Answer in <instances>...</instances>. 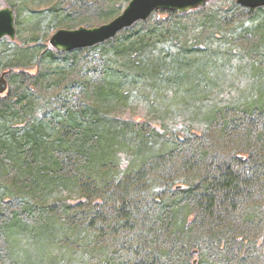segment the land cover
Masks as SVG:
<instances>
[{"label":"rangeland","instance_id":"obj_1","mask_svg":"<svg viewBox=\"0 0 264 264\" xmlns=\"http://www.w3.org/2000/svg\"><path fill=\"white\" fill-rule=\"evenodd\" d=\"M115 1L0 0V9H13L16 27L14 40H0V78L4 76L7 85L0 93V109L8 104L12 114L5 133L13 130L20 138L34 125L59 128L70 111L88 113L87 122L97 104L95 90L118 74L124 78L123 98L103 115L126 131L132 147L116 150L114 165L104 168L111 183L98 198L81 193L87 170L81 181L75 179L85 170L84 160L57 153L63 179L47 189L24 175L6 151L0 152V264H40L34 255L42 264H264V182L251 203L254 222H246L252 210H241L231 224L205 229L198 226L194 203L185 199L189 214L182 238L166 230L171 218L164 216L178 187L200 184L216 166L242 156L264 157V113L251 105L264 94V11L250 14L236 0H212L204 10L166 23L153 14L114 42L71 52L51 45L59 29L111 21L128 4ZM114 8L120 10L113 14ZM18 51L25 53L26 64L10 71L7 64L16 61ZM130 59L134 67L144 64L148 71L138 75ZM180 64L197 75L188 80L187 71L177 72ZM153 69L156 72L149 73ZM142 141L155 149L182 145L167 170L148 161L139 171L132 165L145 152L134 151ZM247 165L249 175L252 166ZM129 184L136 209L144 213L139 221L132 213L134 202L120 201ZM91 207L97 219L108 218L111 228L104 227L99 238L88 229ZM125 213L131 215L128 221ZM50 222L56 224L54 240L44 239L43 245L42 239H32L34 231ZM95 224L100 227L101 222ZM16 229L22 232L14 241L11 233Z\"/></svg>","mask_w":264,"mask_h":264},{"label":"trees","instance_id":"obj_2","mask_svg":"<svg viewBox=\"0 0 264 264\" xmlns=\"http://www.w3.org/2000/svg\"><path fill=\"white\" fill-rule=\"evenodd\" d=\"M116 1L119 2V0ZM125 1H127V3L130 2V0ZM204 8L205 7L201 9L204 10ZM119 10L120 8H114L111 13L116 14ZM198 10H193L187 14L164 11H158L154 14L157 15L158 22L165 21L163 23H166L170 18H184ZM248 11L251 14L253 11H264V8L254 10L249 9ZM162 14H165V16L161 19L160 15ZM149 20L150 19L138 22L136 25L146 23ZM262 27H264V24ZM256 29L259 28L256 27ZM132 30L133 26L120 33L125 34L127 31L130 32ZM118 35L114 39H116ZM261 36L263 37L264 34H261ZM114 39L109 41L114 42ZM141 39L145 41L146 37L143 36ZM263 40L264 39H261L260 42ZM50 55L51 57H55L52 53H50ZM128 63L138 75L144 74L146 70L148 71L147 68H144V64L134 67L135 62L131 59ZM21 64H26V55L23 51H18L16 54V61L11 60L7 65L11 68L10 71H14L15 67H21ZM141 68H143V72H139ZM187 69L188 68L184 67L183 64H180L178 68L180 71L177 72L184 75L185 71H187L186 78L188 77V80L191 81V79L194 78L193 75L196 76L197 72L188 71ZM200 70H202V68ZM153 71L155 70H149V73H153ZM197 71H199V69ZM123 81L124 78L117 74V76L113 77L108 84L102 85L95 90L94 93L97 104L94 106L93 110H91V115L87 122H85V117L86 114L89 115L88 113L84 112V115H78L75 112L70 111L65 115L62 121H59V128L51 127L50 129H44L41 125H34L20 138L14 134L13 130H9V134L5 133L8 132L6 129L9 128L8 124L12 116V114H10L11 112L8 111V104H5L4 108L0 109V152L6 151L9 156L11 155L14 158V161L20 166L24 175L26 173L31 175L34 180L33 183L38 186L41 185L46 187L47 189L52 188V182H58L60 179H63L62 172L64 166L59 156H61V154L69 153L79 162L84 160L86 165L85 170L80 169L79 174H76L75 176L76 181H81V176L85 174V171L87 170L85 176L87 177L88 182H85L83 186H80L81 193L87 195L89 198H98L99 196L97 195H104V189L111 183L110 180L105 177L107 172L104 171V168L114 165L113 158H115L116 150L118 148H132L126 138V131L103 115L104 111L106 112L108 108L114 104L115 100L120 101L123 98ZM251 105L253 110H260L264 113V94H262L259 99L254 101ZM249 133L246 136L248 138L251 136ZM54 134H56V137H53ZM262 135L264 134L260 135V140H262ZM14 139H16V141ZM17 143L22 147L20 148ZM25 144L29 145L30 148L28 149V146L24 147ZM180 145H182V143L177 142L165 144L162 147L155 149L147 146V143L144 141L138 142L134 151L139 149L140 151L144 150L145 152L137 157L141 160L136 164L134 161L132 167L135 170L141 171V166L145 165L143 162L147 163L148 161H154L152 162L154 164L153 167H158L165 171L167 170L166 167H168L172 161L171 158H173V161L177 159L176 155L180 149ZM27 156H29V161L26 160ZM33 162H36L37 164L35 165ZM38 163L42 166L38 165ZM247 164L252 166V173L249 175V170H245L248 166ZM108 171L110 170L108 169ZM133 177H135L134 174ZM262 182H264V157L259 156V153L256 157L249 155L248 158H245V156H242L240 159H237V161L225 162L223 165H220V167L216 166L214 173L210 177L201 180L200 184L178 187L180 191H176L177 193L175 194L174 199L171 200V210L169 209L167 214L164 215L171 218L168 222L169 227H167L166 230L168 229L169 232L178 235V237L181 236L184 238L187 215L189 214L187 209L188 206L184 203L185 199L194 203L199 215L198 219L200 225L198 226L205 229H212L213 231L214 226L218 223L223 225L224 223H227V225L231 224L235 215L237 216L241 210L243 213L246 210H252V212H250L251 214L249 213L248 215L250 218H246V222H254L256 216H254L255 211L252 209L251 203L259 193ZM62 183L65 184L66 182L63 180ZM130 187L131 184L125 186V188L123 187L120 201L122 205H132V202H134L132 213L133 216L135 215L138 219H135V221H139L140 218H142L140 215H144V213L142 210L136 209L138 204H136V199L132 198L131 194L133 193H131L132 191ZM112 198H114V196H112ZM124 207L131 210L129 206ZM88 214L93 217V222L88 229L90 228V230L94 232L96 238L103 236L104 227L110 228L107 221L108 218H104L103 220L102 217H100L97 219V213L95 214V209L92 207L89 208ZM126 215L129 216V218L126 216H124V218H126L125 221H128L131 215ZM179 217H183V220L180 222L178 221ZM93 219L101 222L100 227L95 224ZM159 221L161 220H157L156 222ZM54 224L55 222H50L41 226L38 230L34 231L32 239L40 241L42 239L43 245L45 244L44 239H46L45 242L54 240V238L57 237L54 230L56 229V224ZM63 229L65 230V228ZM20 232H22L21 229H16L11 233L14 237V241L18 239L17 237H19L18 235ZM36 256L37 255L33 256V260H35V262H41L40 264H42V260L36 261Z\"/></svg>","mask_w":264,"mask_h":264},{"label":"water","instance_id":"obj_3","mask_svg":"<svg viewBox=\"0 0 264 264\" xmlns=\"http://www.w3.org/2000/svg\"><path fill=\"white\" fill-rule=\"evenodd\" d=\"M212 0H130L125 9L108 23L96 27L80 26L76 29H59L51 38V45L59 52L95 47L114 39L120 32L138 22L146 21L158 11L187 14L205 7ZM237 4L257 9L264 7V0H236ZM16 38L13 9H0V40ZM4 76L0 78V93L6 91Z\"/></svg>","mask_w":264,"mask_h":264}]
</instances>
